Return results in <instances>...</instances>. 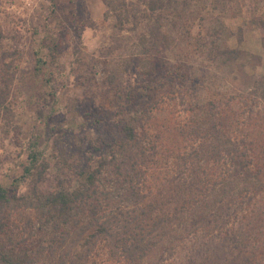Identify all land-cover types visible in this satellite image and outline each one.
Masks as SVG:
<instances>
[{
    "label": "rangeland",
    "instance_id": "374dc122",
    "mask_svg": "<svg viewBox=\"0 0 264 264\" xmlns=\"http://www.w3.org/2000/svg\"><path fill=\"white\" fill-rule=\"evenodd\" d=\"M253 5L264 15V0H228L223 12L209 1L205 13L186 15L195 22L189 35L178 31L168 46L143 55L142 46H132L128 26L116 28L104 0H0V70L9 66L12 73V85L0 101V185L17 194L29 190L23 175L28 155L35 152L37 173L44 177L40 189L50 190L60 180L74 188L78 175L94 169L102 153L110 154L127 127L156 162L138 181L143 188L148 181L146 191L165 189L163 182L170 179L180 188L192 164L197 177L226 179L225 158L206 166L195 154L194 118L203 119L212 105L217 110L229 104L241 119L264 113V103L248 96L253 82H246L264 76V30L249 26ZM214 31L229 35L217 34L239 51L242 73L206 61ZM250 54L254 59L248 64ZM213 94L225 99H212ZM103 176L108 181L102 179L101 188L113 191L115 179ZM242 203L249 204V198ZM177 212L168 228L173 251L153 254L141 264H184L189 244L204 234L218 235L217 226L235 225L224 210L214 226L201 220L192 225L186 219L195 214ZM22 220L14 221L17 237L36 241L38 236L22 229ZM107 259L100 254L92 264H116Z\"/></svg>",
    "mask_w": 264,
    "mask_h": 264
},
{
    "label": "trees",
    "instance_id": "16d2710c",
    "mask_svg": "<svg viewBox=\"0 0 264 264\" xmlns=\"http://www.w3.org/2000/svg\"><path fill=\"white\" fill-rule=\"evenodd\" d=\"M209 1L223 12L228 0H104V4L116 28L122 31L128 26L134 35L132 46H142V54L149 55L157 46H168L178 31L182 30V35L188 31L189 35L195 22L186 15L205 13ZM260 8L253 5L249 26L258 24L264 30ZM217 34L229 37L225 32L210 34L206 61L240 72L245 65L239 62V51L228 48ZM252 59L254 55L250 54L246 62L250 64ZM250 81L253 85L248 96L264 103V76L246 82ZM11 85L12 73L6 66L0 70V101ZM219 97L225 99L218 94L212 99ZM194 122L195 154L199 153L206 166L225 158L230 168L226 179L197 177L192 164L188 178H181L180 188L170 179L163 182L167 188L146 191L148 181L144 188L138 181L148 176L153 159L131 127L111 147L110 154L100 155L94 169L78 175L74 188L60 180L50 190L40 189L38 184L44 177L37 173L38 153L31 152L23 175L29 180V190L17 194L0 185V264H92L100 254L111 263L141 264L153 254L164 252L169 256L173 251L168 228L177 211L185 217L195 214V219H186L192 225L201 220L214 222V226L223 210L235 225L225 229L217 226L214 230L218 235L204 234L200 241L189 244L184 264H264V113L241 119L229 104L217 110L212 105L203 119L196 116ZM104 173L115 179L113 191L101 188V180L108 181ZM247 178H251L250 183ZM245 198L250 203L241 207L238 202ZM224 199L225 205L220 204ZM16 217L23 219L24 231L38 236L36 241L17 237Z\"/></svg>",
    "mask_w": 264,
    "mask_h": 264
}]
</instances>
